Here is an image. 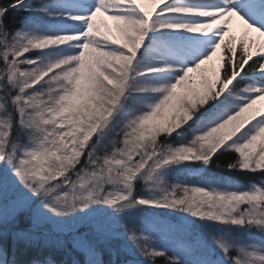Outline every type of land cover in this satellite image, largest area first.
<instances>
[{"label": "snow or ice", "instance_id": "1", "mask_svg": "<svg viewBox=\"0 0 264 264\" xmlns=\"http://www.w3.org/2000/svg\"><path fill=\"white\" fill-rule=\"evenodd\" d=\"M151 3L0 0V264H264V0Z\"/></svg>", "mask_w": 264, "mask_h": 264}, {"label": "rangeland", "instance_id": "2", "mask_svg": "<svg viewBox=\"0 0 264 264\" xmlns=\"http://www.w3.org/2000/svg\"><path fill=\"white\" fill-rule=\"evenodd\" d=\"M142 2L144 4V7L147 10H151L154 7V5L151 3V0H142ZM98 20L105 21L107 23L108 27L111 29L112 33L116 34V28H115V22L114 21H112L111 19H109L106 16L98 17ZM240 33H241V22H240L239 18L237 17V18L234 19V22H233V34L236 35L237 37H239ZM251 37L253 39H255V38L258 37V34L253 32V33H251ZM217 64H218V61L214 58L212 61L209 62L207 67L211 68V67H213V66H215ZM192 75L195 78L194 83H198L199 74L198 73H193ZM254 107L256 109L264 111V100L258 101L257 104ZM181 178H183V177H181ZM234 181H236V180H234ZM236 182H238V181H236ZM238 183L247 184L249 182H244V183L238 182Z\"/></svg>", "mask_w": 264, "mask_h": 264}, {"label": "trees", "instance_id": "3", "mask_svg": "<svg viewBox=\"0 0 264 264\" xmlns=\"http://www.w3.org/2000/svg\"><path fill=\"white\" fill-rule=\"evenodd\" d=\"M235 157V154H233L232 156H226L223 158L222 162H230L231 160H233ZM226 175H230L232 177L233 180H236L238 182H259L261 179H264V177H261L259 175H243L241 173H227L225 172Z\"/></svg>", "mask_w": 264, "mask_h": 264}]
</instances>
